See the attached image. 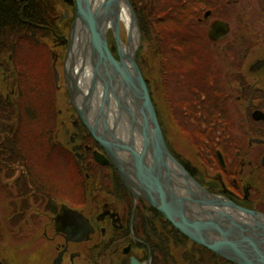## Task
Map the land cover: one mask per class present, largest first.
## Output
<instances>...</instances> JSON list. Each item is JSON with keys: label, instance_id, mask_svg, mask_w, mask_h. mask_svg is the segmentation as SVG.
<instances>
[{"label": "flooded vegetation", "instance_id": "af4514ba", "mask_svg": "<svg viewBox=\"0 0 264 264\" xmlns=\"http://www.w3.org/2000/svg\"><path fill=\"white\" fill-rule=\"evenodd\" d=\"M239 2L188 0L187 33L178 42L163 41L160 32L156 34L161 56L158 75H178L176 84L184 86L195 70L206 81L200 100L195 96L193 101H177L173 108V112L188 115L182 107L194 104V121L201 128L212 129L199 157L181 160L186 169L210 192L264 214V56L248 64L251 80L241 72L262 34L249 22L241 23L244 11ZM30 3L38 10L22 21L27 29L39 30L41 42L60 65L54 85L55 98L63 105L55 120L60 139L57 132L54 135L60 149V175L51 177L59 184L49 185L48 176L46 183L25 163L23 181L17 175L10 184L12 210L7 216L8 231L25 244L15 258L4 251L0 264H208L206 248L177 233L143 199H135L111 162L96 160L94 152L104 151L69 104L63 78V55L76 0ZM227 7L232 16L225 18ZM220 20L228 23L227 33L222 35V26H216L210 37L211 26ZM217 44L224 49L225 59L217 60L210 51ZM138 65L143 74L141 63ZM210 140L215 144L213 152ZM209 152L216 157L211 166ZM222 260L218 264H234Z\"/></svg>", "mask_w": 264, "mask_h": 264}, {"label": "water", "instance_id": "95a60500", "mask_svg": "<svg viewBox=\"0 0 264 264\" xmlns=\"http://www.w3.org/2000/svg\"><path fill=\"white\" fill-rule=\"evenodd\" d=\"M123 7L129 14L124 45L120 40ZM108 28L118 60L107 44ZM74 33L83 39L77 53L70 49L66 57L70 102L126 188L160 211L185 236L226 260L264 264V214L210 193L168 150L135 61L140 32L129 1L76 0ZM106 156L95 152L101 163L108 162Z\"/></svg>", "mask_w": 264, "mask_h": 264}, {"label": "rangeland", "instance_id": "374dc122", "mask_svg": "<svg viewBox=\"0 0 264 264\" xmlns=\"http://www.w3.org/2000/svg\"><path fill=\"white\" fill-rule=\"evenodd\" d=\"M229 4L232 2V0H228ZM228 1L225 0V3L228 4ZM240 5L239 8L240 10L244 11V13H241L242 16V21L241 23L245 22L250 23V25L253 27V30L256 29L259 32H261V37L257 38L256 40V46H255V51L252 53L250 57H248L247 63L245 67L243 66V71L244 73H247L246 76L249 80H251L253 77L250 72H248V64L255 58V57H262L264 56V0H240ZM228 4V5H229ZM144 5V2L141 6ZM227 11L224 13V17H230L232 16V11L227 7ZM148 11V9H146ZM158 12V11H156ZM155 12V13H156ZM143 26H148V16L144 17L143 14ZM151 22V20H150ZM234 25L236 27V24L234 22ZM122 30L124 31V28L122 26ZM233 35V34H232ZM124 38V33L122 35ZM141 48L138 53V62L141 63L142 69H143V74L145 75L146 80L149 82V88L152 91V94L154 95V98L156 100L157 104V112L158 116L160 118V124L162 126V129L164 131V135L167 139V142L170 146H172L173 149H175L180 155L185 159L189 158L191 161H195L196 158V149L194 148V138L188 134L185 135L181 131L179 124L176 122L175 113H173V106L174 104H168L169 101H164L163 100V89L165 90L163 86V80L166 79L167 83V91L172 89L171 96L173 97L172 100L174 102L180 101L185 99L186 94L189 92L186 90L187 88L183 87L182 85L176 84L177 81H179L180 77L178 75H168V77L164 76H159L158 75V69H159V64L161 60V56L159 55V49L157 48V41L158 37L154 33V31L149 27V29L146 32V35L143 36ZM226 43V42H225ZM223 44V43H221ZM12 45V44H11ZM161 45V44H160ZM29 44L23 40L22 42H17L16 44H13L12 47L15 51V56H12V63L14 64L15 68H19L21 70H25V67L22 65H25L24 62L20 63L18 61V58H22L24 56V52L28 51ZM161 47V46H160ZM213 50H210L213 55L216 56L217 60L220 58L225 59L226 55H223L224 49H220L219 44H217ZM9 56V55H8ZM3 61V60H2ZM32 60H29L28 62L30 63ZM1 62V60H0ZM1 65H4L3 62H1ZM0 65V95H3V97L0 99V146L1 144L5 145L3 147V151L0 150V231L3 232L2 239L0 240V256L4 254V251L8 253V255H12L13 258L17 257L20 255V248L24 247L25 243H22L21 238L15 237L14 232H8L9 225L7 222V216L8 213L11 212L12 208L9 203V198H8V192L10 184L13 182L15 177L17 175L25 176V168H28L27 165L25 164V161L23 159L20 161L16 160V157L14 155V152H21V149H17L16 151L15 148L10 147L9 140L4 138L3 136L6 135L4 131H9L10 126H8L7 123V118L13 116V107L12 104H10V101L12 99V92L13 90L18 89L17 85V80L14 77V73L12 72V69H7L5 66ZM21 65V66H19ZM42 64H37V63H31V67H34L38 71H40V67ZM191 70V69H190ZM192 72L190 75L187 77V80L184 81V84H189L195 80H199L197 78L198 74L191 70ZM259 74V73H258ZM257 74V75H258ZM159 76V77H158ZM40 77V76H39ZM185 78V77H184ZM165 83V85H166ZM178 88V89H177ZM169 89V90H168ZM188 92V93H187ZM28 104L24 105V110L27 107ZM54 105V103H53ZM62 107V102H59V105L57 107L53 108L51 106V114L55 108H60ZM172 109V111H171ZM22 109V111H24ZM27 111H30L31 109H26ZM10 113H8V112ZM6 112V113H3ZM50 123L53 124V120L50 118L49 120ZM13 122L12 124H14ZM38 122H32V121H27L26 119L23 122H18L17 124L13 125L15 128L20 127L21 130H24V133L22 134V140L26 144H30L29 148H26L27 151L23 150V153H25L27 159L29 160L28 165L30 169H42L44 170L42 166L46 167L47 170L50 168L47 165H44V163H37V160L42 158L40 155L42 154V144H41V139L37 136H39L40 132L45 133L46 129L41 130V127L37 125ZM27 124V126H25ZM6 125V126H4ZM45 128L50 127V126H44ZM190 127V126H189ZM190 128H193L191 126ZM58 131L57 132V138L60 139V130L59 128L56 127ZM183 130H186L185 128ZM36 135V136H35ZM45 135V134H44ZM35 136V137H34ZM8 137L11 139V134L8 135ZM8 143V144H6ZM31 145H35L31 146ZM9 148V149H8ZM2 149V148H0ZM28 153H32L35 158H29ZM37 158V160H36ZM43 159V158H42ZM44 160V159H43ZM36 161V162H35ZM51 169H53L51 167ZM44 171L42 174L44 175H49L50 171ZM33 172L36 170H32ZM58 173H55L57 176L60 175V168L59 170L56 169ZM15 193H19V189L17 186H15ZM10 252V253H9ZM7 260L9 261V257H7Z\"/></svg>", "mask_w": 264, "mask_h": 264}, {"label": "trees", "instance_id": "16d2710c", "mask_svg": "<svg viewBox=\"0 0 264 264\" xmlns=\"http://www.w3.org/2000/svg\"><path fill=\"white\" fill-rule=\"evenodd\" d=\"M29 3H30V0H0V60L1 62L3 60V63H4V65H1V64L0 65L5 66L6 68H7L6 61L8 60V54H11V59H12V56H15L14 54L15 51L11 45V42L16 41L15 44L17 42H20V39L18 37V34H19L18 28H20L23 25V22L19 19L20 16H22L24 19L31 18L30 16H32L33 13L36 14L38 10L37 6H35L32 3L30 4ZM145 27L147 30L149 29V26L146 25ZM10 61H13V60H10ZM22 66L25 67V70H21L13 66L10 68L12 69V72L14 73V77L16 78L17 82L20 81L18 82V92L19 93H17L16 96L12 97L10 101V104H12V107L14 110L13 115L18 114L17 119L19 122H23V118H24L22 117V114H24V111H22V109H20L19 107H24L25 104H28V106L34 105V107H37L36 109L38 111V109L44 103L48 104V102L44 100L45 98L44 95L38 92L33 87V85L29 83L32 77L31 76L32 71L30 69V64L26 63L25 65H22ZM28 67L29 69L26 70V68ZM194 82L201 84L200 81L195 80ZM194 87H197V86H194ZM2 97L3 95H0V99ZM152 98H153V101L155 102V98L153 94H152ZM42 100H44V102ZM189 100H192V98L187 99V101ZM193 108H194V104H193ZM193 116H194V113H192L191 117ZM25 119L28 121L27 118H24V120ZM7 125L10 126L9 131H4L6 132L7 137L8 135L11 134L12 136L11 138H16L17 144L20 145L24 130L23 129L21 130L20 127L15 128V126L12 125V122H8ZM25 126H27V124H25ZM206 129L205 131H203L201 127L197 126L196 128H193L191 131L192 133H194V135L198 134L199 137L201 136L204 137V136L210 135V132H211L209 129L207 130ZM3 147H5V145H2V149H0L1 151H3ZM16 160L23 161V159H20V158H17ZM176 232L180 233L178 230H176ZM181 237L185 240L184 236L181 235ZM207 251H208V256H209L208 261H207L208 264H218L219 261H223L222 260L223 258H220L219 256H217L215 253L211 252L210 250H207Z\"/></svg>", "mask_w": 264, "mask_h": 264}, {"label": "bare ground", "instance_id": "6f19581e", "mask_svg": "<svg viewBox=\"0 0 264 264\" xmlns=\"http://www.w3.org/2000/svg\"><path fill=\"white\" fill-rule=\"evenodd\" d=\"M121 21L122 23H124L126 26H128L129 24V14H128V11L125 10V8L123 7L122 10H121ZM88 72V73H87ZM85 77L88 78L89 77V70H85Z\"/></svg>", "mask_w": 264, "mask_h": 264}]
</instances>
